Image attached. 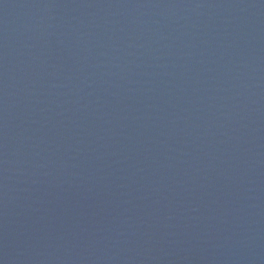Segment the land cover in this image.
<instances>
[{
	"label": "water",
	"instance_id": "water-1",
	"mask_svg": "<svg viewBox=\"0 0 264 264\" xmlns=\"http://www.w3.org/2000/svg\"><path fill=\"white\" fill-rule=\"evenodd\" d=\"M0 264H264V0H0Z\"/></svg>",
	"mask_w": 264,
	"mask_h": 264
}]
</instances>
